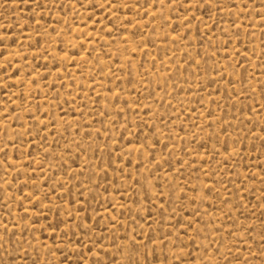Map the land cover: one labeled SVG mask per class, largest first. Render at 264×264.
<instances>
[{"label":"rangeland","instance_id":"obj_1","mask_svg":"<svg viewBox=\"0 0 264 264\" xmlns=\"http://www.w3.org/2000/svg\"><path fill=\"white\" fill-rule=\"evenodd\" d=\"M0 264H264V0H0Z\"/></svg>","mask_w":264,"mask_h":264}]
</instances>
